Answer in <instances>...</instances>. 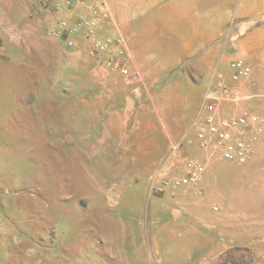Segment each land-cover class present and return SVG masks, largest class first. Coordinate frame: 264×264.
Listing matches in <instances>:
<instances>
[{
	"label": "rangeland",
	"instance_id": "374dc122",
	"mask_svg": "<svg viewBox=\"0 0 264 264\" xmlns=\"http://www.w3.org/2000/svg\"><path fill=\"white\" fill-rule=\"evenodd\" d=\"M255 25L253 40L235 45L213 76L232 81L230 61L244 58L251 77L236 83L235 112L264 118V10ZM3 45L0 38V264H264V134L251 159L227 160L195 140L187 111L186 121L164 123L187 135L178 153L172 144L165 153L168 139L155 137L163 123L125 121L119 107L103 112L104 83L113 88L130 73L100 70L87 50L43 58L31 76L32 62ZM70 105L77 116L66 119ZM188 157L206 163L204 179L173 186Z\"/></svg>",
	"mask_w": 264,
	"mask_h": 264
},
{
	"label": "crops",
	"instance_id": "0c3cea01",
	"mask_svg": "<svg viewBox=\"0 0 264 264\" xmlns=\"http://www.w3.org/2000/svg\"><path fill=\"white\" fill-rule=\"evenodd\" d=\"M102 1L108 11L103 34L118 36L123 40V44L109 52L95 50L84 26L62 36L49 34V30L58 27L61 19L69 18L73 24L82 16H92L91 7L68 12L52 6V11H43L37 0H0V38L3 47L10 54L32 62L34 70L31 76L36 72L41 74L43 58L61 52L86 54L89 51L99 59L100 70L106 72L117 69L105 66L102 59L109 55L118 57L128 68L130 80L120 85L113 83V88L104 83L103 112L106 113L110 107H119L125 121L138 117L146 122L163 123L162 132L155 137L167 138L165 153L172 144L170 154H176L182 149L187 135L171 133V127H166L164 123L184 122L188 111L194 116V124L189 131L193 129L197 132L205 92L218 79L213 75L219 67L225 66V58L235 45L253 40L258 28L255 24L264 10V0ZM249 17L256 19L250 22ZM242 54L250 57V50ZM190 72L195 75L193 79L186 76L182 80L179 76ZM171 76L173 78L169 79ZM30 81L33 82L32 78ZM39 89L42 99L41 82ZM181 89L185 94L177 93ZM112 90L115 95L109 97ZM195 90L199 91L198 96H195ZM106 91L111 93L107 94ZM236 104L233 101L224 102V113H234ZM45 105L48 113L57 119V99L49 96ZM65 114L66 119L77 116L71 105L70 111ZM176 136L179 138L175 142ZM195 140H198L197 134ZM105 141L103 139L104 144ZM175 145H179L177 149Z\"/></svg>",
	"mask_w": 264,
	"mask_h": 264
},
{
	"label": "built area",
	"instance_id": "2783aa9c",
	"mask_svg": "<svg viewBox=\"0 0 264 264\" xmlns=\"http://www.w3.org/2000/svg\"><path fill=\"white\" fill-rule=\"evenodd\" d=\"M40 2L44 6L52 4L57 10L68 12H74L81 7H91L93 11L92 16H82L73 24L67 18L61 19L58 27L49 30V34L62 36L84 26L87 29V37L92 39L97 51L109 52L115 46L123 44L121 37L103 34L108 11L102 0H40ZM72 43L70 40V44ZM102 63L124 73L128 72V68L118 57L109 55L102 59ZM229 67L232 81L219 77L205 92L201 123L198 124L196 134L203 149L220 152L227 160L245 162L257 151L258 143L264 134V118L258 113L248 111L234 112L230 115L222 113L221 105L224 101L238 102L242 98L236 83L251 77V67L242 57L231 60ZM178 146L175 145V149ZM185 160V171L171 180L173 186L197 185L204 179L206 163L195 157H188Z\"/></svg>",
	"mask_w": 264,
	"mask_h": 264
},
{
	"label": "water",
	"instance_id": "95a60500",
	"mask_svg": "<svg viewBox=\"0 0 264 264\" xmlns=\"http://www.w3.org/2000/svg\"><path fill=\"white\" fill-rule=\"evenodd\" d=\"M175 213H176V211H175Z\"/></svg>",
	"mask_w": 264,
	"mask_h": 264
}]
</instances>
